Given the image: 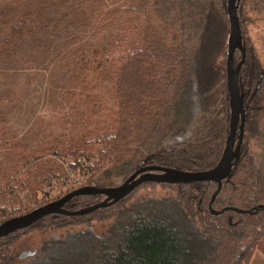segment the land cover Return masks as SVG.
<instances>
[{
	"label": "trees",
	"instance_id": "trees-1",
	"mask_svg": "<svg viewBox=\"0 0 264 264\" xmlns=\"http://www.w3.org/2000/svg\"><path fill=\"white\" fill-rule=\"evenodd\" d=\"M249 2L241 0L238 8L246 49L239 74L245 135L212 209L253 211L212 214L216 182H146L111 206L86 215L50 214L1 237L0 264L251 262L264 247V64L243 29ZM227 5L228 0H12L0 8V72L31 78L44 73V103L65 110L67 130L45 145L31 143L44 127L5 143L0 224L49 203L38 204L37 192L67 173L64 157H93L83 186L103 188L122 184L145 166L190 172L216 167L230 134ZM241 59L237 49L235 65ZM101 66L115 78L112 101L83 90ZM104 199L80 195L64 208L77 211ZM28 201L34 206L19 208ZM34 230L61 233L19 259L11 243Z\"/></svg>",
	"mask_w": 264,
	"mask_h": 264
},
{
	"label": "rangeland",
	"instance_id": "rangeland-1",
	"mask_svg": "<svg viewBox=\"0 0 264 264\" xmlns=\"http://www.w3.org/2000/svg\"><path fill=\"white\" fill-rule=\"evenodd\" d=\"M245 5L243 16V29L252 51L264 64V2L263 0H251ZM12 3V0H0V8ZM43 81V82H42ZM48 86L44 73H39L36 77H29L26 74H9L0 72V159L2 148L5 143L20 138L29 129L39 130L44 127V132L31 136L32 144L39 143L45 145L53 138L61 137L66 128L63 125V111H57L51 105L45 104L44 90ZM115 78L109 74L107 69L101 66L92 73L83 90L88 93L98 94L106 100L116 98ZM84 157V156H83ZM81 158V157H79ZM73 157H64L65 164L73 161ZM57 179L48 180L37 192L36 200L38 204L51 202L57 199L59 190ZM157 192V191H156ZM157 193H161L158 191ZM33 201L26 202L22 209ZM34 206V205H33ZM31 206V208H34ZM61 231H39L34 230L22 236L17 241L11 243L12 253L19 259L26 252H31L39 248L45 237L59 235ZM249 264H264V247H259L255 251Z\"/></svg>",
	"mask_w": 264,
	"mask_h": 264
},
{
	"label": "water",
	"instance_id": "water-1",
	"mask_svg": "<svg viewBox=\"0 0 264 264\" xmlns=\"http://www.w3.org/2000/svg\"><path fill=\"white\" fill-rule=\"evenodd\" d=\"M241 0H228L227 13L229 17L230 33L228 37V54L226 62L227 85L230 95L231 119L230 134L223 155L216 167L207 171L190 172L159 165L145 166L137 169L122 184L113 187L82 186L63 197L42 205L28 213L13 217L0 224V238L30 227L41 218L50 214H63L66 216L86 215L95 210L111 206L128 196L136 188L146 182L187 184L192 182H216L218 188L212 197L210 208L212 214H221L225 210H235L240 213H251L253 210H243L235 207H227L221 211L212 209V202L220 193L223 181L230 172L232 165L241 155V148L245 135L246 111L244 99L239 86V74L246 61V49L243 43V32L238 15ZM242 53L241 61L235 65V51ZM80 195H104L105 199L93 206L70 211L64 205L74 197ZM264 208V205L262 206ZM34 252H26L20 257L32 255Z\"/></svg>",
	"mask_w": 264,
	"mask_h": 264
},
{
	"label": "built area",
	"instance_id": "built-area-1",
	"mask_svg": "<svg viewBox=\"0 0 264 264\" xmlns=\"http://www.w3.org/2000/svg\"><path fill=\"white\" fill-rule=\"evenodd\" d=\"M95 162L93 157H81L76 161H71L65 164L66 174L59 179L57 196L63 191H67L71 188L82 187L90 178L91 166Z\"/></svg>",
	"mask_w": 264,
	"mask_h": 264
}]
</instances>
